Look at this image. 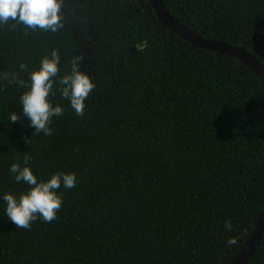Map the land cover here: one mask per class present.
<instances>
[{
  "label": "trees",
  "instance_id": "obj_1",
  "mask_svg": "<svg viewBox=\"0 0 264 264\" xmlns=\"http://www.w3.org/2000/svg\"><path fill=\"white\" fill-rule=\"evenodd\" d=\"M160 1L195 35L264 68V0ZM83 6L81 53L67 17L56 33L0 25V195L27 190L8 171L14 163L42 180L76 177L58 189L50 223L16 228L0 202V264H230L264 206V86L236 60L163 28L148 0ZM52 50L57 77L80 56L95 87L77 116L54 84L49 99L63 115L45 136L23 118L19 96ZM245 264H264V234Z\"/></svg>",
  "mask_w": 264,
  "mask_h": 264
},
{
  "label": "clouds",
  "instance_id": "obj_2",
  "mask_svg": "<svg viewBox=\"0 0 264 264\" xmlns=\"http://www.w3.org/2000/svg\"><path fill=\"white\" fill-rule=\"evenodd\" d=\"M64 3L65 0H0V25L12 21L28 30L56 33L63 27L64 13L61 10ZM81 59L80 56L73 57L70 71L57 77L60 56L56 50H52L40 59L36 70L28 73V83L23 85L20 82L26 88L19 96L22 116L33 132L51 135V120L63 115L62 107L59 104L53 106L49 99L54 94V84L55 91L68 101L74 113L83 115L84 102L95 84L87 71H81ZM20 68L23 70L25 66L20 64ZM18 119L20 117L15 113L9 116L11 123ZM24 163L27 164V159ZM8 171L15 183L27 185V190L19 195L8 192L0 195L3 213L16 228L27 229L37 218L44 223L55 220L63 202L58 189L61 186L71 189L76 184L74 173H55L47 180H42L29 167L15 163L10 165ZM224 227L230 230L231 224L226 222ZM226 243L232 245L235 240L230 238Z\"/></svg>",
  "mask_w": 264,
  "mask_h": 264
},
{
  "label": "water",
  "instance_id": "obj_3",
  "mask_svg": "<svg viewBox=\"0 0 264 264\" xmlns=\"http://www.w3.org/2000/svg\"><path fill=\"white\" fill-rule=\"evenodd\" d=\"M149 5L159 22V24L172 33L177 35L181 40L188 44L209 52L217 53L222 56L231 58L246 67L261 84L264 86V68L249 53L244 50L211 40H206L189 31L186 27L175 20L163 7L160 0H148ZM264 234V206L257 218L252 231L244 243L243 247L237 253L236 257L230 264H245L247 259L252 255Z\"/></svg>",
  "mask_w": 264,
  "mask_h": 264
},
{
  "label": "rangeland",
  "instance_id": "obj_4",
  "mask_svg": "<svg viewBox=\"0 0 264 264\" xmlns=\"http://www.w3.org/2000/svg\"><path fill=\"white\" fill-rule=\"evenodd\" d=\"M78 1V0H77ZM72 7H74V15L71 19V21L74 23L75 25V31H74V36L76 39L81 40V49L80 51H78L79 53L83 52L84 50L88 51V47L84 44L85 43V31H86V27H87V20L85 17L81 16V18L79 19V21L77 22V24H75L74 22V16L75 15H81L82 14V6L79 4V2H74V4L72 5ZM84 45V46H83Z\"/></svg>",
  "mask_w": 264,
  "mask_h": 264
},
{
  "label": "flooded vegetation",
  "instance_id": "obj_5",
  "mask_svg": "<svg viewBox=\"0 0 264 264\" xmlns=\"http://www.w3.org/2000/svg\"><path fill=\"white\" fill-rule=\"evenodd\" d=\"M79 2V4L82 6V14L81 15H75L74 16V22L77 24V22L79 21V19L81 18V16H84V6H83V1L84 0H65L64 6L62 8V11L64 13V17H67L70 19H72L73 15H74V7H72V5L74 4V2ZM149 3V2H148ZM86 18V17H85Z\"/></svg>",
  "mask_w": 264,
  "mask_h": 264
}]
</instances>
